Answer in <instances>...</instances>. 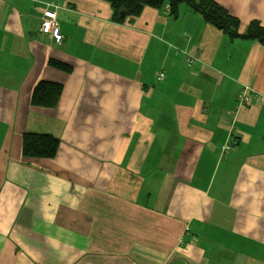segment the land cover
<instances>
[{"label":"crops","instance_id":"obj_1","mask_svg":"<svg viewBox=\"0 0 264 264\" xmlns=\"http://www.w3.org/2000/svg\"><path fill=\"white\" fill-rule=\"evenodd\" d=\"M52 1L61 46L35 9ZM215 1L264 29V0ZM113 14L0 0V264H264V44L186 5ZM42 80L63 85L56 108L31 105ZM25 132L59 137L56 157H24Z\"/></svg>","mask_w":264,"mask_h":264},{"label":"trees","instance_id":"obj_2","mask_svg":"<svg viewBox=\"0 0 264 264\" xmlns=\"http://www.w3.org/2000/svg\"><path fill=\"white\" fill-rule=\"evenodd\" d=\"M111 3L113 20L124 22L139 16L145 7L163 10L169 6L170 14L177 16L181 7L186 5L199 13L206 22L228 35L231 39L245 38L264 44V29L257 26L241 34V20L215 0H107ZM49 63L64 71L71 67L63 62L50 60ZM63 86L51 81H40L32 92L31 104L34 107L52 109L60 101ZM61 141L49 134L24 133L22 153L28 158H54L58 154Z\"/></svg>","mask_w":264,"mask_h":264},{"label":"bare ground","instance_id":"obj_3","mask_svg":"<svg viewBox=\"0 0 264 264\" xmlns=\"http://www.w3.org/2000/svg\"><path fill=\"white\" fill-rule=\"evenodd\" d=\"M35 9H40L41 11H42V14H44L45 12H47V11H50L51 13H53L54 15H55V18H56V20H57V22H58V25H59V37H57V36H55V35H53L51 32H49V31H43L42 30V26H40V32L41 33H43L44 35H46V36H48V40L51 42V44H53L54 46H61V44L63 43V41H64V36H63V33H62V30H61V24H60V21H59V15H58V9H59V6L55 3V2H47L46 3V5H42V6H35ZM135 18V17H134ZM188 57H191L192 58V62H194V59L195 58H193L192 56H190V55H188L187 56V58ZM50 60H54V61H57V60H55V59H50ZM49 60V61H50ZM49 61H48V63H49ZM59 62H63V61H59ZM63 63H65V64H67V65H69L67 62H63ZM49 65H51L50 63H49ZM52 66V65H51ZM70 67H71V71H64V70H62V69H58V68H56V67H54V66H52L53 68H56V69H58V70H61V71H63V72H66V73H71L72 71H73V67L71 66V65H69ZM165 77H166V75H165V73L164 72H159L158 73V75H157V80H158V82H162V81H164L165 80ZM42 81H48V80H42ZM52 82V81H51ZM54 83H58V82H54ZM38 84V83H37ZM58 84H61V83H58ZM62 85V84H61ZM63 86V85H62ZM35 88V87H34ZM63 90H64V87H63ZM63 93V92H62ZM61 97H62V95H61ZM32 98V97H31ZM60 100H61V98H60ZM59 103H60V101H59ZM59 103H58V105H59ZM32 105V104H31ZM57 105V106H58ZM33 106V105H32ZM56 106V107H57ZM56 107H54V108H56ZM239 108H240V110H238L237 109V105L235 106V108H234V110H233V116H237V114L239 113V112H241V110L244 108V104L243 105H239ZM53 109V108H52ZM204 111H205V109H204ZM239 116V115H238ZM238 116H237V119H238ZM234 121V120H233ZM231 132H233V131H231ZM25 133H27V132H25ZM30 133H35V132H30ZM36 134H47V133H39V132H36ZM49 135H51V134H49ZM234 134H232L231 136H233ZM52 136H54V135H52ZM54 137H56V136H54ZM56 138H58L60 141H61V139L59 138V137H56ZM22 145H23V141H22ZM60 146H61V144H60ZM59 149H60V147H59ZM58 152H59V150H58ZM23 154V153H22ZM24 156V155H23ZM222 155H219V157H221ZM25 157V156H24ZM28 158V157H27ZM55 158V157H54ZM42 159H53V158H42ZM190 229L188 228V227H186V230H185V233H187L188 231H189ZM180 243H182V241L180 242Z\"/></svg>","mask_w":264,"mask_h":264},{"label":"built area","instance_id":"obj_4","mask_svg":"<svg viewBox=\"0 0 264 264\" xmlns=\"http://www.w3.org/2000/svg\"><path fill=\"white\" fill-rule=\"evenodd\" d=\"M42 30L43 31H49L53 35L59 37V25L58 22L55 18V15L51 13L50 11H47L43 15V20H42ZM192 58L188 57L187 62L192 63ZM255 94V90L249 86V85H243L242 91L240 92L238 99H237V109L240 110L239 105H245L246 102L250 99L252 94ZM258 99H261L258 95ZM235 117V116H234ZM234 123V121H233ZM233 126V124H232Z\"/></svg>","mask_w":264,"mask_h":264},{"label":"clouds","instance_id":"obj_5","mask_svg":"<svg viewBox=\"0 0 264 264\" xmlns=\"http://www.w3.org/2000/svg\"><path fill=\"white\" fill-rule=\"evenodd\" d=\"M168 8H170V7L168 6ZM43 15L44 14H42V16H41V24H40V26H42Z\"/></svg>","mask_w":264,"mask_h":264}]
</instances>
